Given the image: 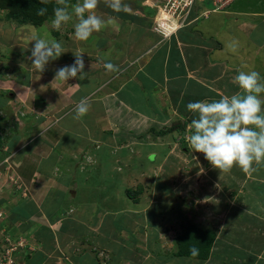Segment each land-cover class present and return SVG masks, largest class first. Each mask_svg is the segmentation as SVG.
<instances>
[{
  "label": "crops",
  "instance_id": "crops-1",
  "mask_svg": "<svg viewBox=\"0 0 264 264\" xmlns=\"http://www.w3.org/2000/svg\"><path fill=\"white\" fill-rule=\"evenodd\" d=\"M132 1V12L128 9L129 12L124 11L117 18L112 17L113 10L106 14L108 21L115 18L112 22L114 25L110 28L113 29L111 34L103 38H99L97 34L92 35L84 42L76 40L74 36L81 48L93 47L94 56L100 55L98 58L101 64L96 65L95 72L89 70L90 65L85 63L86 79L77 80V85H68L66 93L65 84L60 83V80L54 81L56 69L66 63L51 61L42 73L35 72L32 76L35 81L28 80L29 77L18 82L9 80L7 86L3 85L4 88L0 90V107H5L7 101L9 105L15 104V107L24 106L25 101L30 100V105L32 102L36 109L31 113L32 117L24 122L13 117L10 126H7L8 134H2L0 131L4 142L0 144L1 175L6 174L9 183H12L9 192L11 209L7 212L9 219L5 218L8 222L3 221L0 224V231L6 234L9 242L4 239L1 241L3 235L0 233V258L5 256L9 246L3 244L4 241L12 245L25 241V250L17 248L14 252L18 253L15 257L19 258L20 264H99V260L92 256V251L78 249L81 248L79 244H89L93 247V244L99 241L100 233L106 234L109 243L116 242L115 238L121 237V232L117 233L114 229L108 232L101 228L104 223L102 219L108 214L111 215L104 210L88 213L86 208L84 211L78 207L79 211L77 208L66 212L57 203L61 212L56 213L55 218H51L47 213L50 208L46 201L53 193L73 192L69 176L65 177V173L56 176L57 167L53 162L59 158L57 153L64 150L73 155V158L85 153L87 161L94 159L82 146H76L71 141L63 142V138L71 129L64 127L62 122L65 118L75 115L74 108L81 98L87 97L90 110L83 118L74 121L92 127L88 139L89 142L93 141L96 148L101 145L97 142L103 137L106 138L103 143L115 145L116 138L119 139V131L114 130V122L119 124L120 121V127L129 134L131 143L120 140L121 144L117 146L120 149L137 146V151L148 150V153L154 154L152 156L156 158L157 151L162 146L167 148V154L171 155L173 152L170 147L164 145L169 142L167 137L166 142H161L163 134L174 141L185 138L188 125L194 118L193 113L187 109L189 102H210L239 92L233 78L240 71L255 70L264 78V0H236L227 6L225 11L212 13L208 19L193 21L165 40L148 29L153 7L147 3L153 4L163 0ZM206 8L207 3L202 2L200 7L195 6L197 13L191 19ZM119 26L129 33L125 32V35L118 39L111 38L117 33ZM140 30L143 31L142 34L137 33ZM235 37H242L241 46L254 49V53L249 56L238 54L237 48L240 44L233 51L236 53H232L226 45L233 42ZM118 47L121 51H118ZM249 61L251 64H247ZM105 63L116 65L120 71L107 72L103 67ZM90 71L93 72L89 74ZM1 81L3 80L0 79ZM32 81L36 83L38 93H33ZM59 83L63 86L64 99L57 98L47 107L55 111L52 117H47L44 94L50 89L59 95L62 94V91H59ZM16 89L20 90L19 94ZM6 94L8 97H5ZM65 95L70 96V104ZM260 95L264 99V93ZM15 96L18 102L14 101ZM65 104L70 109L61 114L67 106ZM1 119L2 128L4 121ZM19 124L24 126L17 131ZM165 125L168 126L164 127ZM172 126L176 127L170 130ZM195 153L200 154L201 158L202 153L187 149V156H193L191 161L186 165L179 162V169L172 168L175 170L174 177L168 187L171 192L168 196L170 199L166 201L178 204L187 201V213L191 215L190 219L185 217L186 223H178L181 227L176 225L179 230L173 241L176 243L179 232L184 231L190 224L214 231L215 239L208 259L180 258L187 259L186 264H264V164L254 165L256 170L250 174H245L239 167H233L230 172L221 175L205 158H201V161L195 159ZM169 158L175 160L173 156ZM3 163L5 166H2ZM178 171L179 175H184L181 179L176 173ZM202 171L203 179L201 183L198 180L200 184L194 187L195 184L190 179H199ZM13 176H17L19 180ZM191 195H196L197 198H189ZM128 210H125V213ZM192 217L196 220H191ZM67 223H70V226L74 224L75 227L70 229L66 226ZM78 227L81 228L79 233L76 230ZM178 228L160 225L151 228L147 236L150 239L149 247L154 249L153 252L156 249L165 251L168 245L176 249L175 243L167 246L158 243L162 234H172ZM111 245L113 244H108V247L113 248ZM224 249L230 252H222ZM79 252L83 256L78 255ZM110 252L112 256L118 257L114 251ZM153 252L144 257L146 260L142 264H177L176 259L179 257L175 252H171V262ZM14 253L13 262L16 261ZM118 261L117 258L115 263ZM128 262L140 263L135 259Z\"/></svg>",
  "mask_w": 264,
  "mask_h": 264
},
{
  "label": "rangeland",
  "instance_id": "rangeland-1",
  "mask_svg": "<svg viewBox=\"0 0 264 264\" xmlns=\"http://www.w3.org/2000/svg\"><path fill=\"white\" fill-rule=\"evenodd\" d=\"M201 1L203 4L207 3V8L212 7L211 3L208 2V0ZM77 2L78 0H68L70 11L71 5ZM123 2L125 4L126 2H128V9H131V5L133 2L132 0H123ZM9 3H11L10 0H0V79L3 80L0 82V90L4 88L3 85H5V87L7 86V81L9 80L17 82L19 80L24 81L25 77H29L28 80H34L32 76L35 74L36 70L31 67V60L28 58L31 56L32 43L36 38H43L47 41L55 40L62 44L65 52L56 60L51 61V63H66V65H71L75 60L73 52L79 50L81 53H83L85 63L90 65L89 70L92 69L96 72V65L101 64L100 59L98 58L100 57V55L94 56L95 51H93V47L87 48L86 46L81 48V44L76 43V38L74 39V24L76 23L75 16H73V19L71 21L62 25L59 30L52 28L51 21L54 18L53 10L55 7H57L56 0L55 3H51V5L41 4L43 7L47 8V12L44 16L37 15L38 10L42 7H38L37 5L29 1L21 2V4L19 3V5L16 7ZM110 11H112V9L108 8L103 3V0H101L100 4L95 10V14L104 19L106 23L100 32L93 33V35L97 34L99 38H103V36L106 37V35L112 33L113 29L110 28L113 27L114 24L112 22L115 18H113L112 21H108V19L105 18L106 14ZM123 12L124 11H121L119 13L114 12L112 14V17L115 16L117 18L120 13ZM130 12H132V9ZM154 14L155 11H153V14L150 17L151 20L148 21L149 31L152 30L154 26L152 19ZM138 24L142 26L141 23ZM135 26L138 28L137 24H135ZM131 27H133V25H131ZM120 28L121 27L119 26L117 29V33L114 36H111V38L118 39L119 37L124 36L125 32L126 34L129 33L128 30L124 31ZM142 32L143 31L140 30V32L137 33L142 34ZM126 42L128 41L126 40ZM230 43H234L236 44V46L240 44V46H238L237 48V51L239 52L238 54L249 56L254 53V49L241 46L243 44L242 37H235L233 42H228V44ZM84 48L87 49L85 50ZM118 51H121L120 47H118ZM231 52L234 54L236 53L233 51ZM247 64H251L250 61ZM93 71H90L89 74ZM77 80L79 79L60 81V83H63L66 86L65 93L67 91L68 85H77ZM34 81H32V83H34ZM60 83L59 91H62V94L59 95L58 92H53L52 89L44 94L45 100L47 101L48 99V102L44 101V106H46L45 115L47 117H52L55 114V111H53L52 109H48L47 107H50L57 98H60L61 100L64 99L63 86ZM35 84L36 83H34L32 91L33 93H38L39 89L36 88L37 85ZM19 92L20 90L16 89V93L19 94ZM5 97H8V94H6ZM65 97L67 102L69 103L71 100L69 99L70 96L68 97L67 95H65ZM16 99L18 100V98L16 97L14 101L18 102L16 101ZM25 103L26 105L24 106L19 105L18 107H15V104L9 105L7 101V105L4 103L5 107H0V118H2L1 120L4 121L2 123L3 127H0V131L2 132V134H8L9 127L7 126H10V123L13 121V117H17L22 122H24L25 119L32 117L31 113L36 109L32 106V102L30 105V100H26ZM67 104H65V106ZM27 105L30 106L28 107ZM68 105L61 114L66 113L70 109L68 108ZM74 120L75 119L70 116L65 118V120L62 122V125L64 127H69L71 129L63 138V142L64 140L71 141V143L76 146H82L86 150V153L88 154L89 151V154H91L94 159L92 161H87L85 153H82L81 155H75V158L72 157L73 155L67 153L64 150L60 151V153H57V155H59V158L57 157V160L53 162V164H55V166L57 167L56 176H62L63 173H65V177L66 175L69 176V179L71 180L70 186L73 192L71 194L62 192H59V194L53 193L52 196L49 197L46 201V205L50 208L49 210H47V213L51 218H55L56 213L59 214L61 212L57 206V203H59L60 208H63L66 212L70 211V209H72L73 211L74 209L77 210L78 207H80L84 211L86 208L88 213H97L101 210L107 211L108 213L110 212L111 215L108 214L106 218L104 217L102 219L104 223L102 224L101 228L105 229L104 231L107 230L108 232H110L109 230L112 229H114V231L117 233L121 232V237L115 238L116 242L110 241L109 243L106 240V234L100 233L99 241L96 240L97 244H93L91 242L93 244V247H91V245L89 246V244H79V247L81 248L78 249H87V252L92 251V256L96 257V259L99 260V264H135L133 262H128L129 260L134 259L140 262L139 264H142L146 260V258L144 257L146 255L150 256V254H152V252L154 251V249H151L148 245L150 244V239L147 236H149L148 231L151 230V228L159 225L161 227L165 226L168 228H178L176 225L181 227V225H179L180 223L184 224V222H187L185 220V217H187V219H190L191 217V215L187 213V201L185 203L179 204L177 202L173 203L166 201L167 199H170L168 198V196L171 192L168 190V187L174 177L173 171H175L172 168L176 167L179 169L181 167V163L186 165L189 161H191L193 157L192 156L191 158H189L186 154L187 149H190L187 140L186 138H184L180 141H174L171 140L170 137L163 134L161 142H166L165 137H167L169 142L168 144L166 143L164 145L170 147V150L172 149L173 152L171 153V155H169L167 154L168 150H165L167 148L160 146L161 148H159V151H157L156 158L152 156L154 154H149L148 150L137 151L139 149V147L137 146H132L133 148L131 147L120 149L117 145H120L121 141H127V143H131V141L129 140V134L120 127L119 121V124H115L114 122V130L119 131V133L117 134L119 135V139L118 137L116 138V141L114 142L115 145L113 146L111 143H103L106 139L105 137H103L100 138V141L97 142L101 143V145L96 148V146L93 145V141L89 142L88 139V135L93 130L92 127L87 126L80 121ZM21 126L24 125L19 124L16 127L17 131L19 128H21ZM167 126L168 125H165L164 127ZM11 130L13 132V127L11 128ZM2 143L4 142L2 136L0 135V144ZM74 151L76 152V149H74ZM195 155V159L198 158V161H201V158H204L203 154L201 155V158L200 154L197 155V153H195ZM170 156H173L175 160L169 158ZM195 159L194 161H196ZM173 161L174 163H172ZM163 162L165 163L162 164ZM4 164L5 163H3L2 166H5ZM202 168L204 169V167ZM66 169L67 171H65ZM204 172L207 173V170L204 169ZM142 173H144L145 175ZM176 173L178 174L179 179L184 176L179 175V171ZM202 173L203 171L201 172V174ZM1 174L2 170L0 169V196L3 195L0 197V200L2 201L0 202V212L4 214L3 221L8 222L7 220L9 219V217H7V212H10L9 210L11 209L9 192L12 188V183H9V178H6L8 177L6 176V174L3 176ZM203 176L204 173L201 175L202 178L200 177L199 179H197L195 177H192L190 179L195 184L194 187L198 186L201 183V179H203ZM13 178L18 179L17 176H13ZM141 179L143 182L141 181ZM137 180L139 181L137 182ZM198 180H200V183L198 182ZM144 185L146 186L144 187ZM191 197L194 199L197 198L196 195H191L189 198ZM171 204L174 205L171 206ZM124 209L130 210L125 213ZM134 210L136 212H133ZM154 212H156V214H154ZM191 220L194 221L196 220V218L192 217ZM66 226L70 229L75 227L74 224L70 226V223H67ZM102 229H100L99 231L101 232ZM76 230L78 233L81 232L80 227H78V229ZM144 230L146 232H144ZM153 230L156 231V229ZM178 230L179 228L174 230V233L172 234H162L159 239L160 242L158 244H164V246H167V244H174L175 242L173 240ZM122 231L124 232L122 233ZM183 232L184 231L182 230L181 232H179V234ZM0 233L3 235V237H1V241H3L2 239L7 240L5 237L6 234L3 233V231H0ZM92 239H94V237H92ZM3 244L12 243H7L4 241ZM14 244H16L13 246L14 250L10 251L8 255L5 254V256L2 257L3 259L1 264H10L7 263V261H9L8 258L11 259L13 253L17 251L16 249L21 248L22 250H25V248L27 247V243L25 241ZM18 244H21V247ZM108 244H113L111 246L114 247L109 248ZM106 249L114 251L118 254V257L112 256L110 254L111 252L107 251ZM174 249V247L168 245L165 251H163L164 249H156L155 252L159 253L158 257H166V260L171 262V258H173L172 253L176 252V250ZM19 252L22 251L19 250ZM84 252L85 251H83V253ZM155 252H153V254H155ZM222 252L229 253L230 250L224 249V251ZM16 254L18 253H14L15 259ZM80 254L81 253L79 252L78 255ZM117 258L119 261L118 263H115ZM176 260L177 264H186L187 261V259L180 257ZM11 264H20L19 258H17L16 261L12 262Z\"/></svg>",
  "mask_w": 264,
  "mask_h": 264
},
{
  "label": "clouds",
  "instance_id": "clouds-1",
  "mask_svg": "<svg viewBox=\"0 0 264 264\" xmlns=\"http://www.w3.org/2000/svg\"><path fill=\"white\" fill-rule=\"evenodd\" d=\"M39 2L46 5L49 0H39ZM100 2L101 0H78L77 3L71 5L70 11L68 0H56L57 7L53 10L52 28L59 30L75 16L74 36L76 40L82 42L89 40L93 33L100 32L106 23L104 19L95 14ZM201 2L198 0L197 7H200ZM103 3L117 13L128 10V5L123 0H103ZM159 3H147L155 11L152 17L153 23L158 14L156 5ZM208 9L210 8L201 11ZM46 12L47 8L42 7L37 15L44 16ZM196 13L195 11L194 14ZM209 16L197 20L208 19ZM178 30L165 36L154 30V26L152 28V31L162 36L163 39L170 38ZM226 47L230 51L236 50L234 43L227 44ZM64 52L60 42L36 38L32 43L31 56L28 59L31 60V67L42 73L50 61L56 60ZM73 54L74 62L56 69L54 81L86 79L83 53L77 50ZM103 66L109 73L120 71L112 63H105ZM233 83L238 86L239 92L231 96L224 95L210 102L195 101L187 104L188 111L194 115L185 136L189 148L194 152L202 153L212 167L220 171L221 175L230 172L233 167H239L245 174H250L256 170L254 165L264 164V99L260 95L264 93V78L255 70L240 71L233 78ZM89 110L90 104L87 97L81 98L74 108L73 119L83 118ZM190 253L192 257H196L199 255V250L193 247Z\"/></svg>",
  "mask_w": 264,
  "mask_h": 264
},
{
  "label": "built area",
  "instance_id": "built-area-1",
  "mask_svg": "<svg viewBox=\"0 0 264 264\" xmlns=\"http://www.w3.org/2000/svg\"><path fill=\"white\" fill-rule=\"evenodd\" d=\"M236 0H209L212 7L208 10L201 11L194 19H191L195 10V6L198 5V0H164L156 5L158 14L155 17L154 30L163 33L165 36L171 34L176 29H180L183 26L197 20L198 18H207L211 13H218L225 11L227 6ZM3 214L0 212V222L2 221ZM19 246L21 244H18ZM14 245L9 244L6 250V255L10 251L14 250ZM21 247V246H20ZM4 254V255H5ZM0 258V264L2 262ZM7 263H12L13 258H8Z\"/></svg>",
  "mask_w": 264,
  "mask_h": 264
},
{
  "label": "trees",
  "instance_id": "trees-1",
  "mask_svg": "<svg viewBox=\"0 0 264 264\" xmlns=\"http://www.w3.org/2000/svg\"><path fill=\"white\" fill-rule=\"evenodd\" d=\"M11 5L18 6L19 3L29 1L38 7H43L39 0H10ZM55 3V0H49L48 4ZM49 6V5H48ZM176 126H172L170 130L175 129ZM215 239V232L210 229H202L195 224H190L186 227L183 233L176 237V252L178 257H191L194 259H208L210 256L211 248ZM197 248L199 255L192 257L190 253L191 248Z\"/></svg>",
  "mask_w": 264,
  "mask_h": 264
},
{
  "label": "bare ground",
  "instance_id": "bare-ground-1",
  "mask_svg": "<svg viewBox=\"0 0 264 264\" xmlns=\"http://www.w3.org/2000/svg\"><path fill=\"white\" fill-rule=\"evenodd\" d=\"M111 194H112V192H111ZM114 196H116V195H114ZM113 197V196H112ZM118 198V197H117Z\"/></svg>",
  "mask_w": 264,
  "mask_h": 264
}]
</instances>
